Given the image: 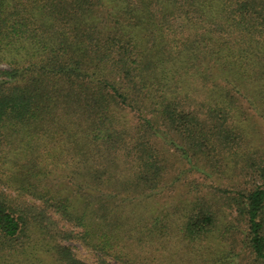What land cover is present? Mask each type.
<instances>
[{
    "label": "trees",
    "instance_id": "1",
    "mask_svg": "<svg viewBox=\"0 0 264 264\" xmlns=\"http://www.w3.org/2000/svg\"><path fill=\"white\" fill-rule=\"evenodd\" d=\"M264 264V0H0V264Z\"/></svg>",
    "mask_w": 264,
    "mask_h": 264
},
{
    "label": "rangeland",
    "instance_id": "2",
    "mask_svg": "<svg viewBox=\"0 0 264 264\" xmlns=\"http://www.w3.org/2000/svg\"><path fill=\"white\" fill-rule=\"evenodd\" d=\"M69 243V242H67ZM69 244L74 245L77 253L80 255V257L87 263V264H93V256L90 251L85 250L78 242H70ZM112 262L115 264V262L112 260Z\"/></svg>",
    "mask_w": 264,
    "mask_h": 264
}]
</instances>
